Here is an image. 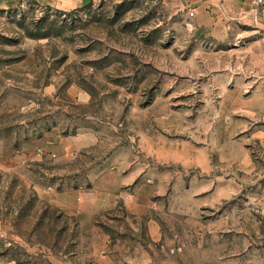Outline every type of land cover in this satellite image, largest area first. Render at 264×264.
Returning a JSON list of instances; mask_svg holds the SVG:
<instances>
[{"label": "rangeland", "instance_id": "1", "mask_svg": "<svg viewBox=\"0 0 264 264\" xmlns=\"http://www.w3.org/2000/svg\"><path fill=\"white\" fill-rule=\"evenodd\" d=\"M222 17L0 10V264H264V70Z\"/></svg>", "mask_w": 264, "mask_h": 264}, {"label": "crops", "instance_id": "2", "mask_svg": "<svg viewBox=\"0 0 264 264\" xmlns=\"http://www.w3.org/2000/svg\"><path fill=\"white\" fill-rule=\"evenodd\" d=\"M26 1H34L41 6L70 12L93 5L100 0H0V10L15 8ZM165 3L172 11L194 12L195 20L200 23L209 20L210 15L214 19L217 16H223V19L225 17H238L245 23L243 26L245 30L242 32L237 31L238 38L240 37V39H245V42L248 41V43L257 45L259 52L254 54V57L259 63H262V69L264 70V49L262 43L264 36V10L252 0H165ZM231 14L232 16H230Z\"/></svg>", "mask_w": 264, "mask_h": 264}, {"label": "built area", "instance_id": "3", "mask_svg": "<svg viewBox=\"0 0 264 264\" xmlns=\"http://www.w3.org/2000/svg\"><path fill=\"white\" fill-rule=\"evenodd\" d=\"M256 5L264 10V0H252ZM263 49H264V36H263Z\"/></svg>", "mask_w": 264, "mask_h": 264}]
</instances>
